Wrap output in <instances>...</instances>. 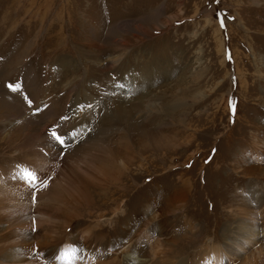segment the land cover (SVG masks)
I'll use <instances>...</instances> for the list:
<instances>
[{"label": "rangeland", "instance_id": "rangeland-1", "mask_svg": "<svg viewBox=\"0 0 264 264\" xmlns=\"http://www.w3.org/2000/svg\"><path fill=\"white\" fill-rule=\"evenodd\" d=\"M68 8L77 10L78 30L81 34L87 30L88 39L75 36ZM160 8L162 14H152ZM38 15H46L43 23L35 22L39 21ZM63 15L67 18L65 24L61 20ZM107 20L115 21L109 24ZM15 22L17 28L8 35ZM127 22L132 23V30L114 38L110 33L112 26L117 29ZM39 28L43 33L48 29L49 35L45 37L49 38V47L58 49L43 51L44 44L40 43L27 55L29 60H24V66L20 65L23 50L13 62L17 49L23 48ZM63 33L67 39L59 47L56 35L61 37ZM95 35L98 39L90 42ZM119 39L126 42H118ZM74 42L85 44L96 63L80 57ZM109 57L115 63L104 61ZM263 60L264 0H0V89L4 102L10 101L6 110H77L73 107L75 103L82 104L81 110L98 107L97 113L94 112L96 122L95 129L92 128L97 132L94 136L104 137L107 133L111 145L117 147L119 139L103 129L104 120L137 126L133 111L126 117L130 110L150 113L147 110L158 109L160 118L150 130L155 139L162 137L161 147L158 151L146 148L151 163L145 165L146 170L139 178V191L147 198L156 192L168 195L185 182L188 195L187 203L179 204L181 209L171 208L156 221L150 220L148 230L153 232L154 239L141 243L148 257L160 245L155 253L159 250L175 262V241L183 235L195 243L192 250L196 252H187L192 264H200L201 258L211 253L208 248L215 244L231 252L234 264H242L251 255L245 242L235 239L238 230H232L230 237L225 238L224 229L219 226L225 227L221 210L226 204L253 203L243 191L256 195L264 186L263 175L246 171L259 167L264 172V151L256 147L264 149ZM26 65L28 70L35 71L26 72ZM129 77L134 78L131 88L117 93ZM6 81L10 85L19 84L20 90L12 91ZM168 85L173 87L166 90ZM85 119L81 118L78 127L68 128L76 142L80 141L79 126L85 125ZM16 128L17 124L4 135L9 134L12 143L18 144ZM134 136L138 137V133ZM59 138L61 147L70 141L65 133ZM166 141L178 146H167ZM46 146L48 150L50 144ZM253 151L259 153V160L252 157ZM130 208L134 210L136 205L131 204ZM86 213L76 222L81 225L91 222ZM187 216L197 223L198 233L192 235L184 227ZM163 225L168 237L159 239ZM122 236L117 238L124 245L127 242ZM164 262L167 264L168 259Z\"/></svg>", "mask_w": 264, "mask_h": 264}, {"label": "bare ground", "instance_id": "bare-ground-1", "mask_svg": "<svg viewBox=\"0 0 264 264\" xmlns=\"http://www.w3.org/2000/svg\"><path fill=\"white\" fill-rule=\"evenodd\" d=\"M55 5L54 3L53 6ZM72 9H69L71 14L68 19L76 32L75 36H85L84 38L88 39L87 30H84L87 34L84 31L81 34L78 30L77 10ZM162 11L163 9L160 8L152 14H162ZM45 17L46 15H38L39 21L35 22L43 23ZM66 19L64 15L61 17L64 24L67 23ZM108 20L106 22L109 24L115 21ZM130 24L132 23L121 24L117 26V29L112 26L110 33L116 36L114 38H120L124 33L132 30ZM17 26L18 24L13 29L10 28L7 34L10 35ZM51 30L50 28L49 31ZM98 32L99 30L97 34ZM46 35H49L48 29L43 33V29L39 28L33 37L27 40L23 48L17 49L13 62L22 54L20 60L23 61L20 65L24 66L26 63L24 60H29L27 55L39 47L40 43L44 44L43 51L51 48L57 50L55 46L49 47V38L46 39ZM56 36L57 45L60 47L67 37L65 33L61 37ZM90 38V42L98 39L97 35ZM118 42L126 41L119 39ZM73 44L80 57L96 63L95 59L89 55L85 44L77 42ZM20 50H23L21 54ZM104 61L111 65L115 59L109 57ZM261 65L264 66V60ZM74 69L72 68L73 71ZM24 70L35 71L33 68L28 70L27 65ZM133 79L126 78L120 87L121 91L117 93L128 92L134 83ZM6 84L9 87L8 81ZM172 87L173 85H170L166 87V90ZM2 90L0 89V264H165V259H168L167 264H192L187 252L195 248V243L189 241L184 235L175 239L176 245L173 251L177 256L175 259L177 262L170 261L159 250L155 253V249L157 247L159 249L160 245L156 246L152 256L148 257L141 244L143 240L154 239L153 232L148 230L152 220L156 221L161 214L164 215L171 208L181 209L179 204L187 203L188 185L184 184L185 182L182 183L181 188H174L176 190L168 195L156 192L147 198L139 191V178L143 170H146L145 165L151 163L146 156V148L149 146L158 151L161 147L162 137L156 140L154 136L152 137V130H150L160 118L158 109L147 110L150 113H146L145 110H130L126 117L129 118L128 114H132L131 111H133V119L137 126L129 127L121 121L111 120L108 123L104 120L103 129L116 134L119 139L115 147L111 145L107 133L104 137L98 138L99 134L94 136L97 133L94 130L95 126L93 127L96 122L94 112L97 113L98 107L96 110H81L82 104L75 103L73 107L77 110H6L10 101L4 102ZM131 99V97L128 98V100ZM122 100L125 101V99ZM122 111L127 112L124 108ZM138 115L140 120H138L139 117L137 118ZM81 118L87 120L83 121L85 125L79 126L82 129L77 135L80 141L76 142V137L70 135L68 128L78 127ZM15 124H17L16 133L20 142L18 144L12 143L13 139L11 140L9 134L4 135ZM53 132L58 137L65 133L70 141L61 147L59 140L52 135ZM136 132L138 137L134 136ZM46 143L50 144L48 150L45 149ZM164 144L178 146L176 143L169 144L168 141ZM256 147L264 151L262 146ZM258 149L256 152H260ZM256 152H252V157L259 160L260 155ZM24 170L36 175L37 179L34 183L25 179ZM247 170L263 175L264 178V172L261 173L259 167L246 168ZM262 190L256 195L250 191H243L250 196L253 203L244 205H238V203L233 206L226 204L225 208L220 209L223 211L222 219L226 228L222 224L219 229H224L225 238L236 229L238 235L235 239L243 240L250 248L251 255L242 264H264V186ZM158 203L159 206H157ZM131 204L136 205L134 210L130 208ZM85 211H87V217L92 220L81 225L76 221L81 219ZM141 212L144 213L141 215ZM184 220V227L189 229L190 234L198 233V226L194 220L188 216ZM165 228V225L161 227L159 239L168 237ZM121 235L125 236L124 239L127 242L124 245L118 241ZM149 241L148 243L151 244ZM208 249L211 252L209 255L207 254L204 258L198 255L202 257L200 264H234V256L222 245L215 244ZM65 253L67 255H64Z\"/></svg>", "mask_w": 264, "mask_h": 264}, {"label": "snow or ice", "instance_id": "snow-or-ice-1", "mask_svg": "<svg viewBox=\"0 0 264 264\" xmlns=\"http://www.w3.org/2000/svg\"><path fill=\"white\" fill-rule=\"evenodd\" d=\"M221 26L223 27V21H221ZM9 88L12 91L16 92V91L20 90V85L19 84L9 85ZM29 103H31V102L29 101ZM231 107H232L233 113H235V104H232ZM52 135L55 137V139L60 140V138L58 136H56L55 132H53ZM24 171H25V179H27L30 183H34L35 180L37 179L36 175L31 171H28V170H24ZM64 255H67V253H65Z\"/></svg>", "mask_w": 264, "mask_h": 264}]
</instances>
